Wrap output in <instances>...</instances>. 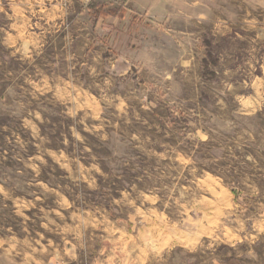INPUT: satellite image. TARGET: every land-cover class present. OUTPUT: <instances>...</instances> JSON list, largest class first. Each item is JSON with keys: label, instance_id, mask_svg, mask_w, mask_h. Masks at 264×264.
Listing matches in <instances>:
<instances>
[{"label": "rangeland", "instance_id": "1", "mask_svg": "<svg viewBox=\"0 0 264 264\" xmlns=\"http://www.w3.org/2000/svg\"><path fill=\"white\" fill-rule=\"evenodd\" d=\"M0 264H264V0H0Z\"/></svg>", "mask_w": 264, "mask_h": 264}]
</instances>
